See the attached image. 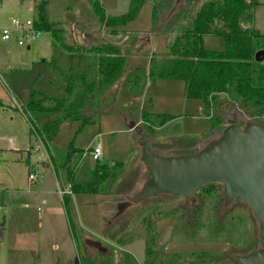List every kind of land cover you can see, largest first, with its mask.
Segmentation results:
<instances>
[{
  "label": "rangeland",
  "instance_id": "374dc122",
  "mask_svg": "<svg viewBox=\"0 0 264 264\" xmlns=\"http://www.w3.org/2000/svg\"><path fill=\"white\" fill-rule=\"evenodd\" d=\"M40 1L42 0H0V26L10 25L8 18L14 13L22 17V20L33 18L34 4ZM129 1L114 0L113 7H106V11L112 15L122 14L127 10ZM256 1L252 25L264 36V0ZM45 9L48 17L62 29L63 41L74 46L80 53L86 48L101 43L100 39L106 38L100 30L103 25L96 20L86 0H46ZM150 9L151 4L145 2L139 18L133 25L141 26L143 22L141 18L148 22ZM87 35L93 39L86 40ZM116 35L118 36H109V40L122 38L120 33ZM203 44L205 48L211 50L224 48L223 38L214 34L204 35ZM166 46L161 40L157 48L163 51L166 50ZM12 47V51H3L0 48V205H2L0 225L7 228L6 236L0 240V264H138L144 256V242L139 238L142 219L149 217V224L154 233V246L157 248L160 239H157L155 233V221L162 212L168 214L177 226L173 229L171 238L174 241L188 242L189 246L183 247V250L192 251L187 255H179L177 253L180 252L176 253L174 248H168L167 252L158 248L156 250L163 261L162 264H220L221 262L240 264L237 257L261 248L258 220L249 207L238 199L225 202L224 197V203L221 202L224 194L220 184H215V188L209 193L196 189L193 194L196 199L160 193L157 194L160 196H154L152 200H140L130 203L124 210L122 208V202L128 201L142 190L141 185L137 187V181L149 178V173L140 160L142 148L140 132L148 136L153 154L161 157L189 155L190 152L202 149L216 140L221 133L218 126L212 136L199 138L201 132H205L203 127L206 120L204 114L196 107L198 102L186 99L180 81L164 80L166 82L162 83H166V86L155 88L153 94L156 100L155 106L163 107L170 99L169 102L173 104L175 112H178L175 118L177 120L163 128L165 133L161 134L159 139L154 132V126L158 124L155 116L145 117L142 112L133 113L129 110L130 107H123L129 103H122L124 98L119 96L118 91L106 93L97 103L96 95L99 90H95L92 109L97 108L98 113L93 110L87 112L95 123L75 131L72 125L76 126V123L62 124L51 144V160L45 149L39 145V141L29 133L28 125L13 101L14 89L10 83L12 76L14 81L18 82L23 75H28L26 72L31 70L33 60L37 63L35 66H40L42 70L35 88H41L43 94L50 98L65 95L62 83L50 82L47 75L49 66L47 63L53 50L50 34L36 33L29 49L25 45L18 44ZM260 51L264 54V48ZM43 58L47 60L45 64H41ZM158 59L155 61H159ZM56 60L62 67L66 66V55L56 57ZM9 65L11 69H7ZM91 73L94 76L93 71ZM111 99L116 103L109 107L106 101ZM44 105L50 106L52 102L45 101ZM145 108H148L147 105ZM109 110L114 112H107ZM107 114L119 116L118 126L115 121L107 117ZM159 114L162 113L156 115ZM194 116L200 119H191ZM131 117L135 118L137 126L128 129ZM180 128L183 133H180ZM100 129L104 133L96 136ZM9 140H12L13 145ZM90 141L92 147L99 141L102 144V154L106 155L100 156L99 163L106 162L109 158L113 159L112 164L126 158L129 163L122 168L120 175L108 188L117 194L114 196L115 199H120H117L115 207L123 211H119L120 214L113 215L107 220L103 241L84 237L82 233L87 231L77 220L75 223L72 215L70 229L68 225L63 224L62 216L58 215L62 201L57 192L56 182L62 188L64 186L71 189L66 166L63 164L68 145L71 142L73 146L80 147ZM136 142L134 158L132 152ZM83 152L73 153L71 156L70 165L73 170L71 177L75 182L82 181L83 177L90 173L93 165L92 158L83 155ZM54 166L57 171L54 170ZM29 173L36 175L34 180L28 179ZM43 198L46 199V204L41 202ZM198 198L202 201H198ZM201 202L204 204H200ZM196 204H200L201 208L198 212H192L191 207ZM51 209V214H48ZM49 215L52 228L39 225V222L44 224L45 217ZM180 215H184L183 218H180ZM175 220L178 223L174 222ZM14 234L19 237L18 243H15ZM130 241L131 245L125 251L115 247V244L124 245ZM201 253L206 254L202 257ZM121 254L124 255L122 260Z\"/></svg>",
  "mask_w": 264,
  "mask_h": 264
},
{
  "label": "trees",
  "instance_id": "16d2710c",
  "mask_svg": "<svg viewBox=\"0 0 264 264\" xmlns=\"http://www.w3.org/2000/svg\"><path fill=\"white\" fill-rule=\"evenodd\" d=\"M86 1L96 20L111 28L124 27L138 15L145 2L151 4L149 32L168 34L170 39L164 52L166 60L163 59L160 63L154 61L147 77L151 81L181 80L184 84V96L202 102L210 126L199 138L212 136L218 126L220 131L224 124L233 119L240 126L253 122L264 125V62L255 59L256 53L264 48V36L252 25L256 0H130L127 10L119 15L107 14L99 0ZM45 3L46 0H42L34 4L33 25L36 31L50 34L53 55L49 63L63 78L65 96L50 98L38 90L30 89L21 112L29 133L40 142L52 160L49 143L54 140L61 123L76 120L80 122V127L92 123V116L87 112H95V108L92 109L94 91L104 89L121 75L125 56L117 45L110 42H101L80 53L74 46L63 41L62 29L48 17ZM206 34L221 36L224 48H205L203 36ZM65 54L67 63L62 67L56 57ZM95 61L98 65V79L91 75V67ZM144 74L142 70L131 73L127 81L130 92L141 90ZM45 101H51L52 105H44ZM142 114L145 117L155 116L158 124L171 118L167 114L154 115L147 111H142ZM79 152L83 150L73 147L70 142L63 161L71 191L109 193L108 188L121 173L122 163H99V159L94 160L90 173L82 181L75 182L71 177L73 170L70 162L72 154ZM54 170L57 171L55 166ZM214 188L215 183L199 187L206 193ZM152 198L154 196L147 200ZM62 199L70 221L65 194ZM223 200L224 196L221 197V202ZM198 201H202L201 198ZM202 203L204 204H200ZM200 204L193 205L192 212H198ZM139 228V238L144 242L142 264H162L160 254L154 246V233L148 216L142 219ZM205 254L201 253L200 256Z\"/></svg>",
  "mask_w": 264,
  "mask_h": 264
},
{
  "label": "crops",
  "instance_id": "0c3cea01",
  "mask_svg": "<svg viewBox=\"0 0 264 264\" xmlns=\"http://www.w3.org/2000/svg\"><path fill=\"white\" fill-rule=\"evenodd\" d=\"M15 1H19V0H15ZM99 1L101 2L105 11H106V7H113V5H114V0H99ZM142 6L139 10L138 15L131 22L126 24L124 27H122V28H118V27L117 28H111V27H107V26L103 25L101 29L99 28L106 36L105 40L100 39V42H110L114 45H117L120 48L123 55L125 56V59H124L125 61H124V66H123L121 75L113 83H111L110 85H108L107 87H105L104 89L100 90L97 93L96 101H97V103H99L100 99H102L106 93L118 91L119 96L124 98L122 103L123 104L129 103L127 105H123V107H125V108L130 107L129 110L133 111V113L137 112L140 114L142 111H147V112L154 114V115H156L158 113L170 115L171 116L170 119L166 120L162 124H157V126H154L155 135H156L157 139H159V136H161V134L165 133V132H163V128L165 126L169 125L170 122L177 120L175 118L177 116L176 113H178V112H175L176 110L173 108V104L169 102V101H171L170 99L167 100L166 105L163 107H158V106L156 107L155 106L156 100H154V98H153L154 91L156 90L155 88H156V86H166L167 85L166 83H162V82H166L164 80L180 81L182 84V90L184 92V84H183V81L178 80V79H156L155 81H151V79L147 77V73H148V70H149L151 64L157 58H159L158 63H160L161 60H163V59L166 60V58L164 56L165 49L163 51H159L157 48V45H158V42L161 40H163L167 45V42L170 39V35L164 34V33H150L149 32L151 29V9H150V13L148 15L149 16L148 22L144 21V19L141 18V21L143 20L141 26L133 25V24H135L134 22H136V20L139 18L140 14H141ZM106 13H107V11H106ZM109 15H112V14H109ZM11 18H18V19L22 20V17H18L17 14H15V13L8 18V21H10ZM27 19H29V18H27ZM94 24H96V23H94ZM9 26L10 25L0 26V28L1 27H9ZM100 30H99V34H100ZM119 30H121V31H119ZM118 33L121 34V36H122L121 39L119 38L118 40H114V38H110L111 40H109V38H108L109 36H111V37H113L114 35L118 36V35H116ZM34 39H35V37H34ZM34 39L32 40V42L34 41ZM90 39H93V38H90L87 35L86 40H90ZM31 43L29 44V46H26L27 49L30 48ZM15 44H17V43L13 37L8 39V40H2L0 38V48L3 51H7V50L12 51V48H13L12 46ZM50 47H51V41H50ZM52 55H53V50L51 51V58H52ZM46 61L47 60H45L43 58L41 60V62H42L41 64H45ZM66 62H67V60L65 61V63ZM36 64L37 63H35L32 60L31 70L26 72L28 75H23L19 79L18 82L14 81L13 76L11 77L10 83L12 84V87L14 89V93L12 92V98H13V101L17 104V107L19 108L20 112H21V107L26 103V101L28 99V94H29L30 89H35V90H38L41 93H43V90H41V88H39V89L35 88V85L39 81V77L41 76V72H42L40 66H38V65L35 66ZM47 64L50 66V67L48 66V68H47L48 69L47 75H48L49 81L50 82L56 81V82L62 83L63 89H64V81H63V78L61 77V75L55 69L52 68L51 64H49V63H47ZM0 65H1V62H0ZM91 68H92V71H93L95 78L98 79V65H97V63L95 62L94 64H92ZM7 69H11V66L9 65L7 67ZM49 69H51V70H49ZM139 70H142V72L145 73L144 79H143V85H142V88L139 92L132 93L126 87L127 81L130 78V75L132 72L139 71ZM5 74H6V72H5ZM0 77H1V75H0ZM64 96L65 95H63L61 97H64ZM189 99L190 100H196V102H198V103H196V105H197L196 107L199 109V111L202 112V114H204V119L206 120V123H205V126L203 127V129H205V131H206L210 126L209 117L206 113V109L204 108L202 102L199 99H192V98H189ZM189 99H187V100H189ZM130 101L133 102L134 104H131ZM106 102H107V105L109 107L116 103L115 100H113V99L107 100ZM181 102H184V101H181ZM181 102H180V104H181ZM146 105L148 108H145ZM131 108L132 109L134 108L135 110H132ZM107 112L113 113L114 110H109ZM95 113H98L97 108H95ZM107 117H110L113 121H115L117 126L120 123V118L118 115L115 116L113 114H107ZM196 118H198V120L200 119L197 116H194L191 119L194 120ZM131 119L135 120V118H133V117H131ZM77 122H78V125H77ZM64 123L70 124V125L76 123V126L72 125L73 130L75 131V130L82 129L83 127H86L87 125L94 124L95 122L88 123V124L83 125L81 127L79 126L80 122L76 121V120L64 121L61 123V125ZM107 131H110V130H107ZM101 133H104V132L101 131V129H100L97 132V134H95V135L97 136V135H100ZM180 133H183L181 128H180ZM201 133H203V132H201ZM189 134H193V132H189ZM197 134H199V132H197ZM55 137H56V135H55ZM53 141H51L49 143L50 151H51V144ZM91 141L89 143H86L84 146H80V147L73 146V147L78 148V149H82L84 151V150H86L88 148L90 149L92 147L90 144ZM12 143L13 142L11 140L10 144L13 145ZM98 144L101 145V155H106L105 153L102 154V144L100 141L97 143V145ZM39 145H41L40 142H39ZM136 149H137V142L135 143L134 150L132 152L133 157H134V155H136ZM55 160H56V158H55ZM106 160L108 162H110V164H112L111 163V161L113 160L112 158H109ZM106 160H103V161H106ZM92 161L94 162V160H92ZM99 161H100V159H99ZM127 161H128L127 158L123 159V160H118V162L122 163V168H124L125 166H127L129 164V163H127ZM122 174H125V173H122ZM144 182H145V180H138L137 181V187L140 185L143 186ZM117 183H118V181H117ZM68 184L70 185V183H68ZM56 186H57V192H58L59 196L61 197V201H62V206L59 207L58 215L62 216L61 220H63V224L65 226L68 225V228L70 229V221H69L67 212L65 210V205H64L63 199H62V196L65 194L66 198H67L66 203H67L69 215L70 216L72 215L73 219L75 220V223L77 220L79 225L81 227H83V229L85 231H87V233H84V234L82 233V235L86 238H89V239H92L95 241H98V240L103 241V231L105 230V226L107 225V222H108L107 220L111 216L115 215V204L118 201L117 199H119V198L115 199L114 196L117 194H114L115 192H112L111 190L109 193H104V192L73 193L71 191V189H69V188H64V186L62 188L58 182H56ZM174 196H176V195H174ZM193 198L195 199L194 195H193ZM41 202L46 204V199L43 198L41 200ZM3 204H4V202H3ZM51 211H52V209L49 211L48 214H51ZM162 213H164V212H162ZM162 213L158 214L159 216L156 217V221H155V233H156L157 239H160V241L157 242L158 246H157V248L155 247V249L159 248L161 250H164V252H167L166 250H168V248H174L176 253L180 252V253H177L179 255H182V254L187 255L188 253H192V251L187 252V249L183 250V247L189 246L188 242H186V241H174L171 238L173 229L177 226L174 225V223L172 221L173 219H170V216L168 214H162ZM183 216L180 215V218L181 217L183 218ZM180 218H178V219H180ZM174 222L178 223L176 220ZM203 223H205V221H203ZM40 224L42 226L44 225V226H47L48 228H52V221H51L50 215L45 217L44 224L39 222V225ZM205 225L207 226V223ZM0 228H1V233H0V240H1L4 236H6V229L7 228L2 226V225H0ZM182 231H183V229H182ZM190 232H191V230H190ZM14 237H15V243H18L19 242L18 235L15 236V234H14ZM129 245H131V241L127 244H124V245H120V244L116 245L115 244V247L118 248V250L120 249V250L125 251ZM143 253H144V249H143ZM123 257H124V255L121 254V260ZM115 259H116V261H118L117 258H115ZM143 260H144V256L142 257V259L139 260L138 264H142ZM220 264H222V262ZM223 264H231V262H228V263L225 262Z\"/></svg>",
  "mask_w": 264,
  "mask_h": 264
},
{
  "label": "water",
  "instance_id": "95a60500",
  "mask_svg": "<svg viewBox=\"0 0 264 264\" xmlns=\"http://www.w3.org/2000/svg\"><path fill=\"white\" fill-rule=\"evenodd\" d=\"M263 55L259 51L255 59L262 61ZM136 126L132 119L128 129ZM140 137V160L149 178L145 180L141 191L122 202L123 210L130 203L160 193L192 199L199 187L220 184L225 202L232 199L242 201L259 222L261 248L237 257L238 262L264 264V125L253 122L240 126L233 119L223 127L216 140L198 152L178 157L153 154L148 136L140 132ZM119 211L115 207L114 216L122 212Z\"/></svg>",
  "mask_w": 264,
  "mask_h": 264
},
{
  "label": "built area",
  "instance_id": "2783aa9c",
  "mask_svg": "<svg viewBox=\"0 0 264 264\" xmlns=\"http://www.w3.org/2000/svg\"><path fill=\"white\" fill-rule=\"evenodd\" d=\"M37 32L32 19L20 20L18 18H11L9 27L0 28V38L8 40L13 37L18 45L29 46ZM9 142L11 143V140ZM83 155H89L92 160H98L101 156V145L98 144L88 149V151L85 150ZM35 177L36 175L33 173L28 174L30 181L34 180ZM1 209L2 205H0Z\"/></svg>",
  "mask_w": 264,
  "mask_h": 264
}]
</instances>
